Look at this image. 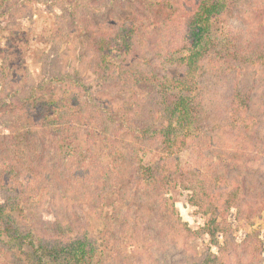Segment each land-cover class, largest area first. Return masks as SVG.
Listing matches in <instances>:
<instances>
[{
  "label": "trees",
  "instance_id": "trees-1",
  "mask_svg": "<svg viewBox=\"0 0 264 264\" xmlns=\"http://www.w3.org/2000/svg\"><path fill=\"white\" fill-rule=\"evenodd\" d=\"M7 1L9 10L13 4ZM86 1L99 14L105 12L107 18L118 16L119 8L127 5L134 7V12L91 53L95 66L92 77L86 78L88 82L79 79V68H71L65 77L61 78L60 72L40 85H28L17 103L9 101L10 112L0 111V125L11 130L0 135V236L6 235L18 248L28 241L29 249L23 253L33 264H130L120 259L124 249L119 251L122 248L116 247L118 243L109 231H105L108 239L103 244L99 243L103 235L87 228L70 238L63 224L75 230L77 221L72 223L67 213L72 216L73 212L77 220L76 205L82 213H99L102 201L115 195L116 190L131 186L134 192L126 196L129 207L134 208L130 222L115 227L122 228L120 235L131 231L130 240L143 236L147 242L145 254L153 251L159 258L153 264L168 259L165 264H173L176 253L171 249L177 233L172 230L178 223L167 205L164 189L172 182V175L162 163L143 164L141 153L146 147L139 140L160 137L174 144L180 135L200 132L217 140L222 129L229 132L225 138L232 142L225 154L220 146L215 147L223 171L210 175L207 186L201 180L200 186L206 187L202 192L207 197L214 195L223 206L237 209L238 223L248 236L236 244L231 229L209 218L198 233L208 235L216 251L199 260L190 254V264H261L264 238L261 240L252 228L264 211V0ZM162 2L167 4L163 6ZM246 6L253 15L251 39L257 44L244 30L250 22L245 23L239 9ZM215 23L221 31L214 35ZM157 30L165 42L160 54L151 50ZM152 56L158 62L152 61ZM164 63L168 67H163ZM64 78L71 81L61 95L51 93L52 97H46L47 85L62 87L67 82ZM220 81H226L227 91ZM145 85L153 87L154 95L137 92ZM5 96L0 92V102L6 100ZM6 114L10 115L8 123L3 119ZM76 124H81L89 140L104 146L107 163L99 159L95 143L87 147L78 143L70 131ZM28 140L33 145L29 149ZM245 156L248 158L244 162ZM236 158L239 163H235ZM249 158L252 165L248 166ZM215 161L199 164L208 171ZM47 188L46 206L49 211L55 210L51 215L58 220L57 226L43 220L46 211L36 207ZM80 188H99L94 196L99 201L92 202V196L86 194L79 199L69 196L68 190ZM196 192L190 203L210 216L206 209L209 203L200 201ZM138 194L148 196L145 199ZM137 197L139 200L134 201ZM31 206L36 213L35 229L19 222L21 212ZM44 229H57L55 237L51 234L49 239H39L36 234L44 235ZM136 239L129 251L138 257L143 243ZM101 252L104 260L97 259ZM135 264H141L140 258Z\"/></svg>",
  "mask_w": 264,
  "mask_h": 264
},
{
  "label": "rangeland",
  "instance_id": "rangeland-1",
  "mask_svg": "<svg viewBox=\"0 0 264 264\" xmlns=\"http://www.w3.org/2000/svg\"><path fill=\"white\" fill-rule=\"evenodd\" d=\"M148 2L151 3V0ZM186 3L188 4V1ZM9 4H13V6L8 10V1L0 0V86L1 82L2 84L4 83L2 85L3 89L0 88V92L6 93V100L0 102V111L4 110L6 112H10L9 101L13 100L14 103H17L24 96L28 85H40L50 78L60 75V72H62V78L65 77V73H71L72 69L78 70L79 68L81 70L79 79L85 78L84 81L88 82L86 78L92 77L90 72L95 66L91 53H93L100 41L103 43V40L108 38V34L114 32L115 27L120 24L124 17H130L134 12V7L127 5L124 9L119 8V11L116 13L117 15L119 14L118 16L110 15L107 18L105 12L101 11L102 14H99L98 11H94L93 6H90L86 0H39V2L32 0H11ZM166 4V2H162L161 5L165 6ZM96 7L100 6H95L94 8ZM242 9H239V12L242 13L243 11L245 23L248 25L250 22V26L244 30L250 33L247 36L251 39L252 33L250 29L253 25V15L246 10L247 6ZM96 13L97 15L95 16ZM229 19L233 21L230 16ZM146 24L148 23L146 22ZM148 28L153 30L151 26ZM144 29L147 28L144 27ZM220 31V25L215 23L212 33L214 35L219 34ZM252 41L256 43L255 40ZM151 47L154 53L158 50L157 54H160L161 50H164L165 42L163 34H159L158 30L154 35ZM152 59V61L158 62V60H154L153 56ZM80 60L83 61L82 64ZM115 60L118 62L121 59ZM162 66L168 67L166 63L162 64ZM251 74L252 72L249 75ZM64 80H67V82L62 87L61 85H53L50 88V84L47 85L45 90L46 97H52L51 93L52 95H61L63 88H67L71 81L68 78H64ZM220 82L221 86H224L222 89L227 91L226 81ZM137 92L142 95H154L151 85H145L139 88ZM3 119L8 123L10 115H4ZM74 127L75 129H71L70 131L78 139V143H81L84 147L95 143L85 136V129H83L81 124H76ZM7 129L5 124H1L0 135L11 133V130ZM220 131L222 133L217 140L205 136L203 132L188 134L186 136L180 135L176 138L174 144L163 142L160 137H142L139 140V143H142L146 147L141 153L143 164L149 166L162 163L172 175V182L169 184V187H164V189L166 188L167 205L174 211L177 217L176 222L178 223L177 227H173L172 230V233L175 235L177 233L176 241L172 245L173 249H171L172 254L176 253V256L173 258V264H190V254L193 255V258L199 260V257H202L204 254L216 251V248L209 243L208 235H200L198 233L199 229L204 227L205 222L209 218L214 219L216 223H220L222 226H226L227 229H231L234 232L233 238L236 244H239L248 236V232L243 228L242 224L238 223L236 218L237 209L223 206L221 202H217V197L215 196V198L214 195L207 197V193L205 191L202 192L206 187L200 186L201 180L206 181L205 186H207L210 175L213 176L217 173V175H220V172L223 171L221 163L218 161L221 155H217L216 145L222 148L223 153L231 150L229 147H232V142L225 138L229 137V132L222 129ZM33 141L35 140L33 139ZM32 146L31 140H28V149ZM95 147L99 159L101 157L107 163L109 160L105 156L104 146L96 144ZM247 158V156L244 157V162ZM213 159L216 160V164L212 165L213 167L208 171L199 164V162H201V165L208 164ZM95 160L96 163L97 156ZM250 161L251 158L248 159V166L252 165ZM235 163H239L237 158ZM99 190V188L97 190L80 188L79 190L71 192L68 190L67 192L74 199H79L83 194L91 195L92 197L89 199L94 202L99 201V198L96 199L94 197L99 194ZM194 190L197 191L195 196H200L198 197L200 201L209 203L206 209L212 216L211 214L210 216L204 215L202 208L195 207L190 203L189 199ZM48 191L49 189L47 193L41 194V201L36 207H39L38 210L40 212L46 211L43 220L48 221L52 226H57L59 224L57 223L58 220L54 219L53 214L51 215V210H55L50 208L49 211L46 206L47 200L45 199ZM217 191L219 192L221 189ZM133 192L134 190H132L131 186H126L119 191L116 190L115 195L109 196L105 202L102 201L99 213H89L88 210H83L82 213L78 208L80 206L76 205V211L74 210V212L77 214V220L73 212L72 216L67 213V217L72 223L77 221L76 229L72 231L63 224L66 235L73 238L80 231L85 230L84 228H87L98 236L103 235V239L99 238V243L102 241L105 244L108 239V234L105 231H109L110 236L114 235L111 239L116 244L118 243L116 247L122 248L119 251L121 252L124 249V253H118L121 260L124 259L125 262L128 261L130 264H135V259L137 258H140L141 264H153V261H159V258L153 251L148 252V255L145 254L144 247L147 242L146 239H143V236H137V239L134 238L136 241L143 243L141 255H138L137 250L133 252L138 257L132 255L131 251L133 250L135 240H130L131 231L130 233L126 232V234L120 235L122 228L115 227L124 221L130 222V215L134 208L129 207L130 204L126 196L133 194ZM138 195L146 196L145 199L148 196V194ZM209 198L213 201L210 202ZM117 199L119 202H117ZM138 200L139 197L134 201ZM32 208L31 206L28 211L21 212L19 222L24 227L31 226L35 229L37 228V224L35 223L36 213ZM257 219V223L253 226L252 231H258V236L262 240L264 238V211ZM41 226H43V223ZM159 229H162V225ZM45 231L44 229V235L42 233L40 235L36 234L37 237L39 239H49L48 235L52 234L53 238L57 229H52L49 232ZM164 231L162 229L163 233ZM249 231L251 232V230ZM66 235H61V237H65ZM117 237H119V241ZM9 241L10 239L6 235L2 234L0 236V264H33L31 259L25 257L26 252L23 253V251L29 249L28 241H24L25 243L21 247L24 250L18 248L17 244L14 246V243H9ZM222 242V236H219V243ZM101 253V255L98 254L97 259L104 260L105 256L103 252ZM184 253H186V257ZM260 259V263L264 264V252L261 254ZM167 261H170V259L163 260L164 263L161 262L160 264H165Z\"/></svg>",
  "mask_w": 264,
  "mask_h": 264
}]
</instances>
